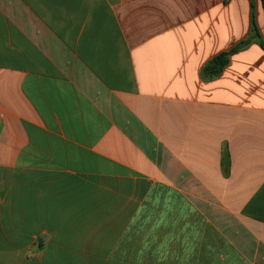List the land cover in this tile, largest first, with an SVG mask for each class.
Returning <instances> with one entry per match:
<instances>
[{
  "label": "crops",
  "instance_id": "0c3cea01",
  "mask_svg": "<svg viewBox=\"0 0 264 264\" xmlns=\"http://www.w3.org/2000/svg\"><path fill=\"white\" fill-rule=\"evenodd\" d=\"M0 264H264L261 0H0Z\"/></svg>",
  "mask_w": 264,
  "mask_h": 264
},
{
  "label": "trees",
  "instance_id": "16d2710c",
  "mask_svg": "<svg viewBox=\"0 0 264 264\" xmlns=\"http://www.w3.org/2000/svg\"><path fill=\"white\" fill-rule=\"evenodd\" d=\"M262 6H264V0H261ZM228 61L227 53H221L217 57H215L211 62L209 67V72L214 75L217 74L221 67L226 64Z\"/></svg>",
  "mask_w": 264,
  "mask_h": 264
}]
</instances>
